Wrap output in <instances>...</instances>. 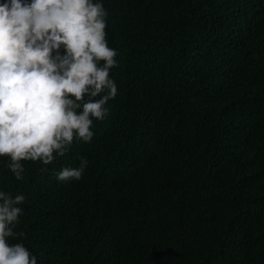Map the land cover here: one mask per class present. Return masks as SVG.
I'll list each match as a JSON object with an SVG mask.
<instances>
[{
    "label": "trees",
    "instance_id": "1",
    "mask_svg": "<svg viewBox=\"0 0 264 264\" xmlns=\"http://www.w3.org/2000/svg\"><path fill=\"white\" fill-rule=\"evenodd\" d=\"M193 1L99 0L118 94L93 139L23 161V180L0 157L25 197L9 243L38 264H264V0L202 22ZM81 157L82 179L59 181Z\"/></svg>",
    "mask_w": 264,
    "mask_h": 264
},
{
    "label": "clouds",
    "instance_id": "2",
    "mask_svg": "<svg viewBox=\"0 0 264 264\" xmlns=\"http://www.w3.org/2000/svg\"><path fill=\"white\" fill-rule=\"evenodd\" d=\"M239 9L240 0H194L188 17L202 22ZM107 17L99 0H0V157L9 158L16 180L24 178L23 161L48 165L74 140L91 142L93 121L108 115L106 104L118 94L111 77L118 52L108 44ZM254 119L261 134L264 119ZM88 164L81 157L57 179L80 180ZM11 192L0 184V264H38L23 243H9L25 235L15 231L25 197Z\"/></svg>",
    "mask_w": 264,
    "mask_h": 264
}]
</instances>
